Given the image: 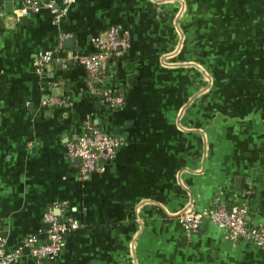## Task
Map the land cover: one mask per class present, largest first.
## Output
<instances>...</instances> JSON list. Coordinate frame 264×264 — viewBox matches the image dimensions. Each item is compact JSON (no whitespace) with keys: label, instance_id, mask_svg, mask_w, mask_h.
Returning <instances> with one entry per match:
<instances>
[{"label":"crops","instance_id":"crops-1","mask_svg":"<svg viewBox=\"0 0 264 264\" xmlns=\"http://www.w3.org/2000/svg\"><path fill=\"white\" fill-rule=\"evenodd\" d=\"M0 0V237L16 264L46 239L52 210L78 224L54 264H264L205 219L187 235L177 216L215 197L264 221V0ZM9 5V6H7ZM111 27L127 51L105 63L120 106L90 96L75 56ZM65 39H73L64 45ZM52 51L42 70L35 56ZM48 97L64 100L48 106ZM121 140L100 173L82 178L67 155L86 119Z\"/></svg>","mask_w":264,"mask_h":264},{"label":"built area","instance_id":"built-area-1","mask_svg":"<svg viewBox=\"0 0 264 264\" xmlns=\"http://www.w3.org/2000/svg\"><path fill=\"white\" fill-rule=\"evenodd\" d=\"M47 9L53 16V22L58 24L66 12V7L59 9L52 2L24 0L23 7L17 12L18 16H26L28 13H37L41 9ZM102 37L93 38L95 52L90 55L75 56L76 62L81 65L86 75V89L90 96L102 98L111 105L120 106L123 102L121 94L111 95L112 89L105 86V63L112 57L122 56L129 47L128 38L120 34L117 27H111ZM52 51H41L35 56V66L38 70L51 64ZM48 106H60L64 103L62 98L48 97ZM122 145L120 139L105 134L94 126L88 118L83 122V130L75 141L66 145L67 155L71 159H79V174L82 178L91 173H100L104 166L114 159L117 149ZM178 223L187 235L195 234L200 224L207 219L212 225L222 229L228 240L233 245L240 240L264 249V221L254 227L247 225L244 211H232L223 200L215 197L210 209L205 213H196L186 208L178 216ZM46 223V239L39 242L35 238L26 240L24 246L29 249L33 264H54L62 250L64 234L78 227V224L70 219H62L52 210L43 215ZM19 250L8 253L5 244L0 237V264H16Z\"/></svg>","mask_w":264,"mask_h":264},{"label":"water","instance_id":"water-1","mask_svg":"<svg viewBox=\"0 0 264 264\" xmlns=\"http://www.w3.org/2000/svg\"><path fill=\"white\" fill-rule=\"evenodd\" d=\"M34 1H41V0H34ZM7 6H9V5H7ZM102 37V39L105 41L106 40V36L105 35H103V36H101ZM63 43H64V45H65V47H66V45L68 46V45H70V47H71V44L73 43V39H65L64 41H63ZM67 48V47H66ZM57 215V214H56Z\"/></svg>","mask_w":264,"mask_h":264},{"label":"trees","instance_id":"trees-1","mask_svg":"<svg viewBox=\"0 0 264 264\" xmlns=\"http://www.w3.org/2000/svg\"><path fill=\"white\" fill-rule=\"evenodd\" d=\"M119 93L117 92H112L111 95H118ZM232 211H234V208H230Z\"/></svg>","mask_w":264,"mask_h":264}]
</instances>
